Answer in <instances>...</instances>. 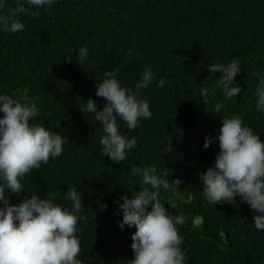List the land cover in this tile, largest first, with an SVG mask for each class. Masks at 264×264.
<instances>
[{
	"label": "trees",
	"instance_id": "1",
	"mask_svg": "<svg viewBox=\"0 0 264 264\" xmlns=\"http://www.w3.org/2000/svg\"><path fill=\"white\" fill-rule=\"evenodd\" d=\"M16 6V0H6L4 12ZM25 6L29 12L18 14L24 31H0V93L30 89L41 110L32 123L66 142L62 156L21 178L20 196L6 189L10 202L54 192L57 203L70 206L65 194L76 186L85 205L80 214L85 219L77 225L83 264H129L136 228L120 227L117 201L140 190L132 166L155 165L169 182L180 180L176 191L185 199L195 197L191 204L181 203L161 188L169 211L187 217L185 226H177L185 264H264V231L255 227L256 213L239 196L232 204L209 203L199 176L215 163L219 141L213 139L207 149L203 145L206 137L217 136L222 117H243L264 139V113L255 106L264 76V0H54L49 11L25 0ZM82 46L89 54L79 63ZM232 59L241 64L235 78L241 92L228 99L217 85L220 74L208 68ZM146 67L157 81L169 83L158 87L154 81L140 90L152 117L134 131L117 118L120 131L136 137L137 144L125 161L115 162L101 154L102 125L82 108L90 97L103 108L106 100L96 96V80L105 71L114 70L122 84L135 88ZM205 87L209 92L202 97ZM218 104L224 105L219 112ZM194 216H203L204 224L193 230Z\"/></svg>",
	"mask_w": 264,
	"mask_h": 264
},
{
	"label": "clouds",
	"instance_id": "2",
	"mask_svg": "<svg viewBox=\"0 0 264 264\" xmlns=\"http://www.w3.org/2000/svg\"><path fill=\"white\" fill-rule=\"evenodd\" d=\"M16 2L17 6L5 13L6 0H0V31H24L25 24L18 19V14L28 13L29 8L25 0ZM26 3L49 11L54 0H26ZM30 14L38 15V12ZM88 54L87 46L80 47L78 62L86 60ZM132 54L129 50V58ZM208 71L220 74L217 85L228 99L241 92V87L235 83L241 71L239 60L214 63ZM117 76L114 70L105 71L103 79L96 80V96L106 100L103 108L98 110L96 101L90 97L82 111L93 113L95 121L102 125L101 154L122 162L136 146L137 138L122 133L117 118L129 131H134L142 119L152 117L149 101L141 97L140 90L154 81L158 87H163L169 80L160 78L157 81L151 67L144 69L135 88L122 84ZM29 91L24 88L12 95L0 93V264H83L77 235V225L85 219L80 215L85 207L80 189L73 186L65 194L70 206L57 203L58 194L54 192L43 197L27 195L18 204L11 203L5 195L7 189L20 196L25 192L21 178L64 153V137L43 124L32 123L41 110ZM208 92L205 87L200 95L206 97ZM255 106L264 113V76L259 77ZM223 107L218 104L217 112ZM213 139L219 141L215 163L199 173L203 198L217 205L232 204L239 196L256 213V229L264 231V139L238 115L222 117L217 136L206 137L203 147L207 149ZM131 173L140 177V190L131 197L124 195L122 203L117 201L123 212L122 220L118 221L120 227L136 228L131 244L135 258L129 264H185L186 254L180 247L183 238L177 226H185L187 217L169 211L161 197V188L173 192L181 203L191 204L195 197L189 194L185 199L182 192L176 191L180 180L169 182L158 174L155 165H134ZM171 207L175 208L176 204L173 202ZM100 208L106 210L107 205L101 203ZM203 224V216L192 218L193 230Z\"/></svg>",
	"mask_w": 264,
	"mask_h": 264
}]
</instances>
